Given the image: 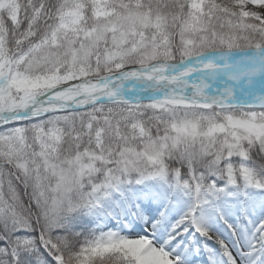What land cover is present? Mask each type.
I'll return each mask as SVG.
<instances>
[{"label":"snow or ice","instance_id":"1","mask_svg":"<svg viewBox=\"0 0 264 264\" xmlns=\"http://www.w3.org/2000/svg\"><path fill=\"white\" fill-rule=\"evenodd\" d=\"M0 264H264V0H0Z\"/></svg>","mask_w":264,"mask_h":264}]
</instances>
